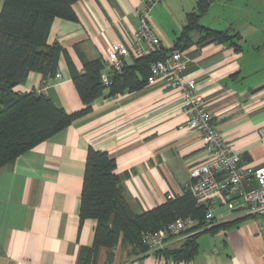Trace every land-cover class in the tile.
<instances>
[{
    "label": "crops",
    "instance_id": "crops-1",
    "mask_svg": "<svg viewBox=\"0 0 264 264\" xmlns=\"http://www.w3.org/2000/svg\"><path fill=\"white\" fill-rule=\"evenodd\" d=\"M202 0H166L150 24L162 48L170 51L189 14ZM202 26L233 31L242 37L241 50L229 44H198L183 50L186 69L219 130L241 163L264 164V0H207ZM140 0H79L77 21L56 18L48 44L62 48L58 71L47 80L30 73L18 87L53 100L68 114L87 110L52 138L0 168V264H80L84 248L94 244L96 222L82 220L80 207L90 149L116 160V174L130 210L141 215L165 205L167 196L188 192L190 168L206 159L202 135L186 127L183 92L163 80L138 92L112 94L105 89L85 106L73 82L90 61L104 64L114 44L130 45L138 26ZM2 2H0V10ZM134 59H125L132 66ZM254 182L251 186H255ZM214 226L239 220L227 229L202 233L198 254L189 263L154 253H141L123 242L102 248L95 264H263L264 214L222 211ZM185 239L170 242L179 247Z\"/></svg>",
    "mask_w": 264,
    "mask_h": 264
},
{
    "label": "trees",
    "instance_id": "trees-1",
    "mask_svg": "<svg viewBox=\"0 0 264 264\" xmlns=\"http://www.w3.org/2000/svg\"><path fill=\"white\" fill-rule=\"evenodd\" d=\"M79 0H0V168L13 164L22 154L52 138L71 126L87 110L68 114L53 100L36 92L20 93L16 87L24 84L30 73H39L44 79L58 71L62 48L48 44L52 22L56 19L77 21L73 9ZM209 3L202 0L198 11L187 17L181 36L170 51L162 50L134 59L132 66H124L122 73L112 78L111 85L101 81L104 64L100 60L85 64L82 74H73V82L85 106L90 105L105 89L112 94L138 92L145 88L150 67L163 60L168 53L183 51L192 45L191 35L200 33L198 44H229L241 50L242 37L233 31H218L202 26L200 19ZM206 207L198 205L188 191L182 197L168 200L156 209L141 215L134 214L122 191L121 178L116 174V160L105 152L90 149L86 161L80 217L96 222L94 244L83 249V262L95 264L102 248L113 250L123 242L141 253L148 249L141 243L142 232H154L177 218H191L198 225L191 229L183 243L177 247L154 253L189 263L198 254V238L202 233L227 229L239 220L214 226L205 219ZM196 231V232H193ZM193 232V233H192Z\"/></svg>",
    "mask_w": 264,
    "mask_h": 264
},
{
    "label": "built area",
    "instance_id": "built-area-1",
    "mask_svg": "<svg viewBox=\"0 0 264 264\" xmlns=\"http://www.w3.org/2000/svg\"><path fill=\"white\" fill-rule=\"evenodd\" d=\"M164 1L140 0L136 8L138 26L132 43L114 44L106 52L107 72L102 79L105 86H110L112 78L122 73L126 58L138 59L162 50L150 20L154 10ZM185 69L183 54L178 50L170 52L163 60L151 65L147 84L163 80L170 88L181 90L187 111L186 127L200 133L205 141L206 159L190 168L188 191L198 205L206 207L208 223L218 216V211L264 214V164L257 167L242 165L241 157L233 152L213 125L212 115L197 92L196 82L183 75ZM56 77L60 78L61 74L57 73ZM252 182L256 184L253 187ZM174 199L173 194L167 196V200ZM197 225L194 219L177 218L157 231L142 232L141 243L148 249L147 253L163 251L173 240L187 238Z\"/></svg>",
    "mask_w": 264,
    "mask_h": 264
},
{
    "label": "water",
    "instance_id": "water-1",
    "mask_svg": "<svg viewBox=\"0 0 264 264\" xmlns=\"http://www.w3.org/2000/svg\"><path fill=\"white\" fill-rule=\"evenodd\" d=\"M221 211H218L216 214L218 215Z\"/></svg>",
    "mask_w": 264,
    "mask_h": 264
}]
</instances>
